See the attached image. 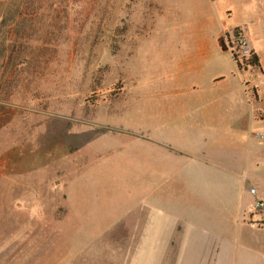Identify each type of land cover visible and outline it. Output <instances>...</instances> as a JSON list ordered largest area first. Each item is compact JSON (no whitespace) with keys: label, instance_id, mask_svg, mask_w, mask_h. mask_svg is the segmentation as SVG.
Returning a JSON list of instances; mask_svg holds the SVG:
<instances>
[{"label":"rangeland","instance_id":"obj_1","mask_svg":"<svg viewBox=\"0 0 264 264\" xmlns=\"http://www.w3.org/2000/svg\"><path fill=\"white\" fill-rule=\"evenodd\" d=\"M149 1L0 0V264L128 243L137 212L100 232L142 196L149 140L238 158L251 112L261 129L264 0ZM249 41L261 70L240 73L231 52ZM247 174L264 191V172ZM242 243L263 264L264 232Z\"/></svg>","mask_w":264,"mask_h":264},{"label":"crops","instance_id":"obj_2","mask_svg":"<svg viewBox=\"0 0 264 264\" xmlns=\"http://www.w3.org/2000/svg\"><path fill=\"white\" fill-rule=\"evenodd\" d=\"M157 4V0L147 3ZM253 124L251 112L242 122L238 158H228L220 148L185 154L149 140L156 147L142 149V196L115 217L114 225L100 232L112 235L111 230L137 212L139 220L129 222V242L101 246L104 257L96 244L74 246L69 248V256L61 255L65 259L59 258V264H259L251 248L242 243L243 234L264 232V213L257 220L252 213L255 202L264 201V191L256 188L255 180L249 185L247 174L254 169L264 172V141L258 144L259 139L251 133ZM257 125L264 132V126ZM145 136L147 140L150 137L148 133ZM208 136L214 141L222 134ZM252 187L256 195L250 193Z\"/></svg>","mask_w":264,"mask_h":264},{"label":"trees","instance_id":"obj_3","mask_svg":"<svg viewBox=\"0 0 264 264\" xmlns=\"http://www.w3.org/2000/svg\"><path fill=\"white\" fill-rule=\"evenodd\" d=\"M237 32H239V29H236ZM226 38L228 41V45L226 46L224 44L225 39L224 38H219V46L222 51L227 52L230 49H233V43L231 41L230 35L226 34ZM233 60L237 63L238 68L240 70H245L247 71L248 69L252 70H261V60L259 55L253 50L250 49V53L248 56H240V54L236 53L235 51L231 52Z\"/></svg>","mask_w":264,"mask_h":264},{"label":"built area","instance_id":"obj_4","mask_svg":"<svg viewBox=\"0 0 264 264\" xmlns=\"http://www.w3.org/2000/svg\"><path fill=\"white\" fill-rule=\"evenodd\" d=\"M244 45H246L245 42H243ZM243 55L242 56H248L249 53H250V50H247V49H244L243 51ZM261 124L264 126V120L261 121ZM253 135L258 138L259 140L261 141H264V132H261V130H256L253 132ZM250 193L253 194V195H256V188L255 187H252L250 189ZM252 213L254 216H259V215H262L264 213V201L262 200H257L255 202V205L253 207V210H252Z\"/></svg>","mask_w":264,"mask_h":264}]
</instances>
